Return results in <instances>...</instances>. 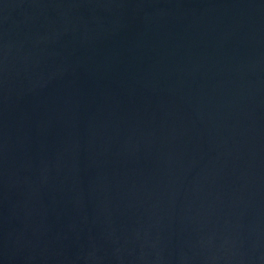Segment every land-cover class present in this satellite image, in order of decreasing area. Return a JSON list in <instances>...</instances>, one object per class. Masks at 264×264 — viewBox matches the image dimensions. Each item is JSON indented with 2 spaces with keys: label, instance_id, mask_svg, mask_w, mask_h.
<instances>
[{
  "label": "water",
  "instance_id": "water-1",
  "mask_svg": "<svg viewBox=\"0 0 264 264\" xmlns=\"http://www.w3.org/2000/svg\"><path fill=\"white\" fill-rule=\"evenodd\" d=\"M0 264H264V0H0Z\"/></svg>",
  "mask_w": 264,
  "mask_h": 264
}]
</instances>
